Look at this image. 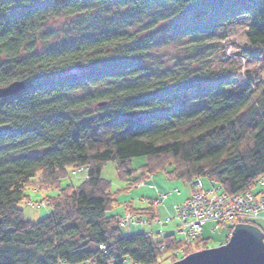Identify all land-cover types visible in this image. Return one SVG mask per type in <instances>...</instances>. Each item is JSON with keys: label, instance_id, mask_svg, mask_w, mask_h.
<instances>
[{"label": "trees", "instance_id": "1", "mask_svg": "<svg viewBox=\"0 0 264 264\" xmlns=\"http://www.w3.org/2000/svg\"><path fill=\"white\" fill-rule=\"evenodd\" d=\"M99 6L199 14L208 27L246 16L251 53L264 56V0H0V88L25 82L19 94L0 98V264H160L164 252H179L174 262L208 248L203 232L193 243L175 232L160 240L124 234L119 216L109 214L117 201L102 176L109 161L124 178L136 172L131 160L145 156L136 185L164 173L190 184L207 178L227 194L264 176V78L258 75L254 88L238 80L234 66L151 69L145 49L130 45L135 36L99 29ZM61 13L75 24L70 34L39 49ZM203 28L199 23L177 35L197 36ZM95 104L99 112H85ZM80 168L84 181L63 189ZM31 188L58 191L46 198L50 214L35 222L19 205ZM151 204L126 209L151 223L157 218ZM225 225L227 243L236 223Z\"/></svg>", "mask_w": 264, "mask_h": 264}, {"label": "rangeland", "instance_id": "2", "mask_svg": "<svg viewBox=\"0 0 264 264\" xmlns=\"http://www.w3.org/2000/svg\"><path fill=\"white\" fill-rule=\"evenodd\" d=\"M96 9H98L96 12L100 19L98 22L99 29H121L132 34L133 37L135 36V41L131 42L130 45L139 44L145 49L147 53L145 62L151 69L163 72L180 71L183 68L217 71L224 67L234 66L237 68L238 80L254 88L260 81L258 75L264 78V56L254 57L251 53L253 51L246 41L245 31L248 29L246 16H241L236 21L222 26L212 25L208 27L207 16L199 14L164 17L157 14L158 12L152 11L130 14L126 9H121V12L117 13L100 6ZM199 23L203 24V30L205 29L203 33L197 36L177 35L183 28ZM74 25L70 17L61 13L57 19L51 20L48 26L49 32L41 35V39L38 40V48L44 49L46 46L59 43L70 34L69 30ZM252 72L254 76L251 78L249 73ZM99 110L100 105L95 104L85 112L93 115ZM146 162L145 156L133 158L131 167L136 172L132 176L123 173L124 178L119 173L117 162L109 161L106 163L102 176L110 182L111 191L115 193L117 199L109 214L125 217L127 215L126 208L129 204L135 209L143 210L152 207L151 203L153 202V208L157 215L156 220L150 223L148 217L144 215V221L122 227L123 233L130 235L145 232L160 240L164 234L173 231L179 239L184 240V235L179 232V220L173 219L176 216L175 206L192 194L195 185L170 179L164 173L153 176L144 184H133L135 177L140 175ZM81 172L77 175L72 172L73 175L62 181L61 187L64 189L71 183L76 186L81 184L86 178V173L82 170ZM257 181L253 186L246 189L253 190ZM201 182L196 185V188H202L203 185L209 191L218 186L207 178H201ZM217 189H219L216 190L218 192L222 191L220 188ZM55 194H58L57 190L34 188L27 190L29 199H25L19 204L25 219L35 222L49 215L51 207L47 204L46 198L47 196L53 197ZM256 221H259L258 223L264 232V220L258 219ZM212 227V223H205L203 226V238L209 239L208 248L222 245L228 236L226 225H221L214 232H211ZM176 253L164 252L160 264L172 263L173 260L170 258H173ZM182 257L180 256L179 260ZM127 264L135 263L128 260Z\"/></svg>", "mask_w": 264, "mask_h": 264}, {"label": "built area", "instance_id": "3", "mask_svg": "<svg viewBox=\"0 0 264 264\" xmlns=\"http://www.w3.org/2000/svg\"><path fill=\"white\" fill-rule=\"evenodd\" d=\"M81 170L87 177V171L84 168L75 169L72 172L77 175L82 173ZM200 183L201 181L197 179L193 185ZM216 190L219 189L207 191L205 188L197 187L187 199L176 204V216L173 219L179 220V232L184 235L186 242L197 239L202 234L203 226L207 221L213 224L211 232H214L225 224L264 220V177L259 178L253 190L245 189L237 194H227ZM117 220L122 227L139 223L137 217L130 212H127L125 217L119 216ZM100 247L106 249L105 245ZM164 249L165 245H162L161 250ZM178 254L179 252L176 253Z\"/></svg>", "mask_w": 264, "mask_h": 264}, {"label": "water", "instance_id": "4", "mask_svg": "<svg viewBox=\"0 0 264 264\" xmlns=\"http://www.w3.org/2000/svg\"><path fill=\"white\" fill-rule=\"evenodd\" d=\"M24 89V81H14L0 88V98ZM170 264H264V232L254 224H236L227 243L198 250Z\"/></svg>", "mask_w": 264, "mask_h": 264}, {"label": "bare ground", "instance_id": "5", "mask_svg": "<svg viewBox=\"0 0 264 264\" xmlns=\"http://www.w3.org/2000/svg\"><path fill=\"white\" fill-rule=\"evenodd\" d=\"M260 178H262V177H260ZM211 222L210 221H207V224H210ZM247 224L249 223V224H252L250 221H248V222H246ZM212 229H213V227H212Z\"/></svg>", "mask_w": 264, "mask_h": 264}, {"label": "crops", "instance_id": "6", "mask_svg": "<svg viewBox=\"0 0 264 264\" xmlns=\"http://www.w3.org/2000/svg\"><path fill=\"white\" fill-rule=\"evenodd\" d=\"M202 188H204L203 185H202ZM195 189H196V185H195Z\"/></svg>", "mask_w": 264, "mask_h": 264}]
</instances>
